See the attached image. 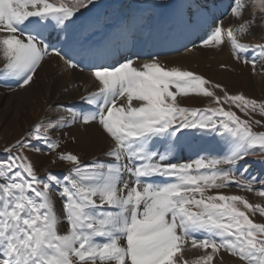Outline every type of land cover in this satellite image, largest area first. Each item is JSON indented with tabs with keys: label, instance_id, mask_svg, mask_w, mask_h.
Listing matches in <instances>:
<instances>
[{
	"label": "snow or ice",
	"instance_id": "1",
	"mask_svg": "<svg viewBox=\"0 0 264 264\" xmlns=\"http://www.w3.org/2000/svg\"><path fill=\"white\" fill-rule=\"evenodd\" d=\"M222 2L179 0L156 7L168 9L170 36L193 44L195 37L221 50L230 46L235 60L254 73L259 64L264 72V0H227L234 21L227 28ZM89 5L96 7L95 0H0L5 80L20 88L34 83L44 58L55 54L70 69L88 70L95 88L80 96L79 105L50 108L56 115L4 149L0 264H187L177 257L188 244L204 250L195 264H213L221 250L243 264H264V223L249 215L264 217V206L211 191L235 185L264 197V173L251 174L247 160L259 155L264 164V132H254L253 123L261 121L252 120L254 113L264 116V101L227 91L217 96L203 76L165 67L153 53L139 65V53H93L84 33L97 29L79 24L80 10ZM145 19L138 9L127 27ZM77 26L83 39L76 37ZM244 36L259 42H242ZM190 94L211 97L215 106H181L177 97ZM77 125L97 126L110 139L105 159L84 163L78 154L57 151L53 163H66L67 171L39 176L27 153L55 151L61 138L53 134ZM209 134L219 137L221 151L200 145ZM61 224L68 226L63 234Z\"/></svg>",
	"mask_w": 264,
	"mask_h": 264
},
{
	"label": "rangeland",
	"instance_id": "2",
	"mask_svg": "<svg viewBox=\"0 0 264 264\" xmlns=\"http://www.w3.org/2000/svg\"><path fill=\"white\" fill-rule=\"evenodd\" d=\"M52 3H58L59 0H50ZM66 3H71L72 0H65ZM179 2V0H95L96 7H92L89 5L88 10L81 9L80 12L82 13L79 24H93L94 29L97 30H89L84 33V37H86L85 42H89L90 35L93 37V43L92 41L89 42V46L92 45L96 46L97 44L104 46V44L107 45V42L110 38L111 39H120V36L124 33H127L129 36H141L140 38H137L132 41L131 44L125 45V48L122 50L120 45L118 43H114V46H117L116 55H120L119 52L121 49L123 52L124 50L128 52V56H131L133 53H139V50H146L148 53H153L154 55H158L159 61L161 63L163 62L162 59L165 58H173L178 57L181 55H184L186 53H192L196 55L201 54V50L203 48H206L208 46H203L201 44V41L198 38H191L195 41V44H192L186 48H182L181 44L184 40V43H187L189 41L188 38H185L184 36H175V39L169 40L170 35L167 31V25L165 23L166 20V13L168 11L167 8H158L156 7L157 4H166L169 6L175 5ZM224 3L220 4L221 12L224 13V15L221 17L223 21V26L225 28L231 26L234 21L231 16L227 15V8L222 7ZM140 9L143 12V15L145 16V20L137 23L135 21L132 22V27L129 29L127 27L129 21L128 17L137 14V10ZM223 9V10H222ZM89 11L88 14L84 15L85 12ZM77 15H80V13H77ZM89 17V18H88ZM141 24L143 25L141 27ZM51 32L52 29H49ZM76 31V37L77 39H83V37L80 36L78 26ZM96 35V36H95ZM99 35L100 39L97 40L96 37ZM166 37L168 39L166 40L167 43H175L180 41V46H176L175 51L170 50L169 53H167L164 49V44L161 43ZM91 38V37H90ZM134 39V37H132ZM246 38L247 40L243 41L242 39ZM146 39L148 41H146ZM242 42L247 43H258V37L256 36H244L239 37ZM102 40V41H101ZM140 40H145L146 42H140ZM169 40V41H168ZM134 43H136V46L138 45L139 50H135L136 46H134ZM116 44V45H115ZM99 45H97L98 47ZM57 48H60V44H56ZM152 49H149V48ZM230 50V46H227ZM175 48V47H174ZM99 49V48H96ZM173 49V48H171ZM133 50V53L130 54L129 52ZM174 51V52H172ZM200 51V52H199ZM101 55L109 56L111 55L112 49H109V52H105L104 50L99 51ZM232 52V50H231ZM140 54V53H139ZM125 55V52H124ZM209 57V58H208ZM219 56H206L205 59V66L206 69H210L214 71L215 75L217 76L219 72H226L229 71L228 66L222 67L221 65L214 66V61ZM150 59L149 56L139 55V58H136V64H142L145 61H148ZM239 62V61H237ZM164 64V63H162ZM245 65V64H244ZM165 66V65H164ZM3 67V61H0V69ZM167 67V66H166ZM182 70H188L192 71L195 74L199 73L194 69H184ZM245 69L250 76L248 77L245 71L242 72V74H238L239 76L236 79L235 83L232 82H226L222 80H216V78L212 77L209 73H202L200 74L203 76L207 81H209V84H206L205 87H209L210 90L214 91L217 96H223L224 91H227L228 94H243L246 97L250 99H255L258 102L264 101V78L263 81V88L256 87L254 93L253 90H250L248 88L249 82L251 81V76H254L255 74L263 75L264 72L260 70V65L258 64L256 67L255 73L253 72L250 65H245ZM209 71V70H208ZM83 72H89L88 70H84ZM39 69L37 70L36 75L34 76V83L25 86L24 88L29 89L32 91L34 101L31 103V105H27L24 101H22L19 97L20 91H22L24 88H20L15 82L12 80H5L2 73H0V97H2V100L0 101V160H3L6 158V154L4 153V149L7 148L10 144L14 143L16 140L22 138L26 133H28L33 126L37 123L43 120L46 117L54 116L56 115V111H49L50 108H55L56 105L65 104V105H79L80 98L76 99L73 104H67L64 99H67L69 97V94L71 90H73L74 86L70 83L67 84H60L56 85L53 81V78L46 77V83L41 84L40 80V74ZM209 74V75H208ZM259 77V76H258ZM51 81V82H50ZM71 82V80H70ZM248 82V83H247ZM219 84L222 86L221 88H214L213 85ZM71 88H70V86ZM70 89V90H69ZM40 93V94H38ZM82 95V94H81ZM178 103H180L181 106L187 107V108H199L204 109L210 106H215L213 98L211 97H204L201 95H195L190 94L187 97L184 96H178L177 97ZM224 107L228 109L230 106L225 104ZM233 111H237V114L241 116L242 119H249L248 116L243 115L240 113L234 106L232 107ZM17 117V118H16ZM13 118H16L17 124L16 128H11L9 126V123ZM252 120H259L261 121V124H255L253 123V131L260 133L264 132V116H262L259 112L252 114ZM95 129L101 133H103L99 127L95 126ZM72 130L70 128L65 129L63 132L54 133L53 138L60 137V147L56 149L55 151L48 153L47 149H44V152L42 153H34L29 152L27 153L28 156L32 161L36 163V170L37 174L39 176H44L47 172H52L57 175H63L67 168L69 167L66 163L57 161L56 163H53V160L56 157L57 151H63V152H72L74 154H78L81 158V160L84 163H88L94 159H104L102 158L103 151L101 148H94V151L90 152V150L85 149H79L77 147V140L72 135ZM69 132V133H68ZM104 134V133H103ZM105 135V134H104ZM199 136V133L197 134ZM215 134H209L208 136L204 137L202 140L199 141L200 145L203 147H207L213 151H221L222 146L218 143L219 137L217 136L215 139L213 138ZM43 147V146H41ZM77 147V148H76ZM189 153L188 151H185L182 155L187 156ZM262 159V156H250L247 158L248 162L252 165L250 168L251 174H261L264 173V164L260 163V160ZM260 185H253V188H259ZM213 193L216 191H220L223 194L228 195H240L244 196L250 203L253 204H261L264 206V197H259V195L254 191H248L244 189H240L236 187L235 185H232L225 189L220 190H211ZM258 198V199H256ZM262 198V199H261ZM261 200V201H258ZM57 207H60V200L57 198ZM250 218L254 220L256 223H264V217H261L258 213L251 214L249 213ZM63 231L67 230V224H63ZM61 230V229H60ZM59 230V231H60ZM225 252V253H224ZM227 256V257H226ZM231 255L228 254L225 250H221L219 254H217L216 257H214L213 264H221V257H222V264H243L240 260H237V257H230ZM226 257V258H224ZM229 257V258H228ZM235 261V262H234ZM217 262V263H216Z\"/></svg>",
	"mask_w": 264,
	"mask_h": 264
},
{
	"label": "bare ground",
	"instance_id": "3",
	"mask_svg": "<svg viewBox=\"0 0 264 264\" xmlns=\"http://www.w3.org/2000/svg\"><path fill=\"white\" fill-rule=\"evenodd\" d=\"M87 10H88V8H86L85 11H87ZM219 10H221V9H219ZM86 14H88V16H89V11L85 12L84 15H86ZM173 39H175V37L170 36L169 40H173ZM133 40L134 39L131 36H129L127 33H124L120 36V39H118V41H120L118 43V45H120L121 46L120 48L123 50L125 48V45L131 44ZM242 40L245 41L247 39L243 38ZM118 41L116 39L110 38L108 41H106L107 45L104 44V46L102 47V45L100 46V44H97V45H99L98 47H97V45L96 46L92 45L90 48H91V51L93 53H97V54H100L99 51H101V50H104L105 52H109V49L111 48L112 52H111L110 57L118 58L119 56L124 55V52L121 49H119L120 55L119 56L116 55V50L118 48H117V46L116 47L114 46V43L115 42L117 43ZM86 43L89 45V42H86ZM92 43H93V41H92ZM96 48H99V49H96ZM171 48L174 49V46L170 47L169 49H171ZM137 50H139L138 45L136 46V51ZM162 50L168 51L167 49H162ZM200 50H201V54L196 55L197 53L192 54L190 52V53H186L184 55L178 56V57L162 59V61H163L162 63H164L163 65H165V67L167 66L169 68L179 67V68H184V69H187V68L194 69L199 73V75L202 74L203 72L206 74L209 73L212 77L216 78V80L219 79L222 81L232 82V83L236 82V79L239 76L238 74H240V73L242 74L243 71H245L246 74H248L246 69H245L244 63L237 62V60L234 59L233 53L231 52V50L227 46H224L222 48V50L220 48H216V47H212V46H208V47L200 49ZM139 53H140V55H144V56L147 55L148 56V52L146 50H139ZM206 56H210V58L214 57V56H219L214 61V63H213L214 66L221 65V64L226 65V66H228L229 71H226L224 73L221 71L216 76L214 71H212L210 69H206V66H205V60H206L205 57ZM0 61H3L2 55H0ZM38 69L40 72L39 77L41 80V84L46 83V77H50V78L52 77L54 80L53 82L56 85H60L62 83L63 84L70 83L71 85L74 86L73 90H71V92L69 94V97L67 99H64L67 104H73L76 99L80 98L81 94L82 95L86 94V90L87 91L95 90L90 72H83V71H80L79 69L68 68L64 63V59L56 56L55 54H50V55L46 56L44 58V61L42 62V66ZM247 76L249 77L250 74H248ZM261 77L263 79L264 74L263 75L255 74L254 76H251V81L249 82L250 86L248 88H250V90H253V93H254L256 87L263 88V86H262L263 81H262ZM70 80H71V82H70ZM27 88H24L22 91H20L19 97L27 105H29V104L31 105V103L34 101V99L36 97L33 98V96H30V95H33V93H32V91H30ZM70 88H71V86H70ZM173 91H175V89H173ZM38 94H40V93H38ZM1 100H2V97H0V101ZM16 118H13L11 120V122L9 123V126L11 128H16L15 126L17 124V121L19 120V119L17 120ZM69 128L72 130V132L71 131L70 132L76 138L75 140H77V147L79 149H85L88 151L90 150V152H92V151H94V148L99 147L103 151V153H102L103 157L102 158L105 159V152H106V150H108L109 145L111 143L110 139L107 136H105L103 133L97 131L95 129V126L85 127L82 125H77V126L69 127ZM104 159H102V160H104ZM256 199H258V198H256ZM258 201H261V200H258ZM261 204H262V202H261ZM63 226H64L63 224H61L59 226V230L61 229L60 230L61 234H63L65 232V231H63ZM203 252H204L203 249L193 248L190 244H188L184 247L183 252L181 254H178L177 259L179 260L180 257L182 256L183 260L186 261L187 264H195V261H197L199 259V257L203 254ZM226 257H224V258H226ZM230 257H232V256H230ZM236 259L239 260L238 258H236Z\"/></svg>",
	"mask_w": 264,
	"mask_h": 264
}]
</instances>
